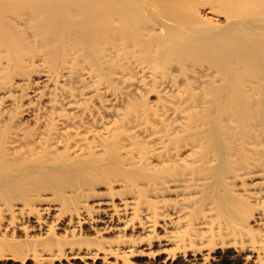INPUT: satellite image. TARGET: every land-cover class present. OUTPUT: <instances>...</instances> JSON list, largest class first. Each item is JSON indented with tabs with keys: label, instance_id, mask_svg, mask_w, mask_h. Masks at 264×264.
I'll return each mask as SVG.
<instances>
[{
	"label": "bare ground",
	"instance_id": "6f19581e",
	"mask_svg": "<svg viewBox=\"0 0 264 264\" xmlns=\"http://www.w3.org/2000/svg\"><path fill=\"white\" fill-rule=\"evenodd\" d=\"M0 264H264V0H0Z\"/></svg>",
	"mask_w": 264,
	"mask_h": 264
}]
</instances>
